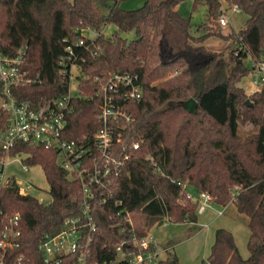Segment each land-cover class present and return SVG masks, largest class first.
I'll return each mask as SVG.
<instances>
[{
  "label": "trees",
  "instance_id": "obj_1",
  "mask_svg": "<svg viewBox=\"0 0 264 264\" xmlns=\"http://www.w3.org/2000/svg\"><path fill=\"white\" fill-rule=\"evenodd\" d=\"M120 1L0 0V52L14 55L26 47L22 70L34 79L13 87L21 101L66 93L69 79L58 65L64 46L76 41L77 27L96 32L91 39L84 37L96 54L85 52L86 61L80 65L85 77L79 96L72 99L68 139H91L99 127L95 75L129 73L142 87L140 100L127 103L134 119L119 130L121 147L144 159L145 165L130 159L118 175H111L110 191L100 187L90 199L96 224L90 260L114 259L115 246L123 241L135 248L134 236H146L152 225L165 219L196 222L198 202L186 191L192 185L222 206L233 203L248 217V256L241 255L232 232L219 227L208 262L264 264V86L248 95L238 85L250 73L247 56L264 60V0H225L247 15L241 28L228 33L216 21L219 0H194V7L201 2L206 6L196 31L176 8L182 0H144L130 9L122 8ZM107 25L116 30L106 37L102 31ZM201 28L204 31L197 32ZM130 31L135 39L121 36ZM211 37L235 44L230 61L205 44ZM244 123L256 130L241 137L238 129ZM133 142L139 143L138 149L129 148ZM17 154L24 156L26 165L42 168L51 201L20 195L11 182L0 189L1 207L5 214H21L19 246L12 252L40 259L43 234L57 232L67 217L79 215L84 196L80 182L69 179L58 164L54 149L19 142L9 151L10 156ZM126 212L144 216L133 234ZM154 248L149 244L145 250ZM156 264L180 263L176 253L167 250Z\"/></svg>",
  "mask_w": 264,
  "mask_h": 264
},
{
  "label": "built area",
  "instance_id": "obj_2",
  "mask_svg": "<svg viewBox=\"0 0 264 264\" xmlns=\"http://www.w3.org/2000/svg\"><path fill=\"white\" fill-rule=\"evenodd\" d=\"M231 7L238 9L235 4ZM216 21L219 26L229 23L226 8H221ZM83 29L96 34L88 26L77 27L74 30L78 34L76 41L64 46L58 65L60 74L69 79V88L58 97L33 102L18 99L13 94V87L34 81L22 70L26 47L19 48L14 55L0 52V189L13 182L20 195H31L30 185L23 187L14 176L5 172L8 158L20 155L10 156L9 151L22 142L54 149L58 164L66 170L69 179L80 182L84 196L80 214L67 217L57 232L44 233L38 245L40 259L32 260L26 259L23 253L17 255L12 252L19 246L21 214L18 211L5 214L0 201V264H31L30 261L34 264H149L159 255L154 238L147 234L133 237L135 248H130L125 241L116 244L114 259L90 260V243L96 230L90 199L100 187L110 191L111 175H118L130 159L145 163L144 159L133 156L121 147L122 133L119 130L121 124H128L134 119L127 109V103L139 101L143 90L136 75L118 71H110L104 77L95 75L93 80L99 82V87L93 95L99 97L95 113L99 127L91 139L86 136L67 138L68 116L73 111L72 99L79 96L80 82L85 77L80 65L86 61L85 52L91 56L96 54V50L84 38L93 37L81 34ZM75 69L77 72L73 73ZM250 73L253 74L252 82L260 90L264 86V60L252 61ZM74 82L76 88L73 90ZM138 147V142L129 146L132 150ZM27 166L22 159V169L26 171ZM102 198L105 201L106 197ZM37 199L45 204L51 201V198L48 201ZM193 199L201 201L200 209L211 201L205 192ZM126 220L130 225L129 232L133 234L134 223L128 212ZM149 244L155 245L154 250H145Z\"/></svg>",
  "mask_w": 264,
  "mask_h": 264
},
{
  "label": "rangeland",
  "instance_id": "obj_3",
  "mask_svg": "<svg viewBox=\"0 0 264 264\" xmlns=\"http://www.w3.org/2000/svg\"><path fill=\"white\" fill-rule=\"evenodd\" d=\"M144 0H121L120 6L122 8L130 9L142 5ZM221 8H226V16L228 17V24L220 25L223 33H228L231 30H238L241 28L247 15L239 9L228 7L225 0H219ZM194 0H182L176 7L178 12L184 16L189 17L191 28L193 31L198 29L206 17V6L203 2L193 6ZM116 30L114 25H107L103 29L104 36H110ZM204 29H199L197 32H203ZM81 34L88 37H95V33L88 30H81ZM121 36L127 40L136 38L134 31L122 32ZM205 44L215 50L221 51L227 61H230V52L234 49L235 44L231 40L223 41L219 38H208ZM252 60L249 56L245 58V64L250 68ZM77 69L73 70V73ZM253 74L249 73L243 76L238 85L242 87L246 94L250 95L259 89V86L252 82ZM73 90L75 82L73 83ZM256 128L251 124H240L239 135L241 137L255 131ZM23 155L16 157H9V163L5 167L7 175L14 176L23 187L31 186L30 193L36 198L43 200H50L48 193L49 184L46 176L39 165L27 166V170L22 169ZM17 158V160H13ZM186 191L193 198L200 197V193L192 185L186 186ZM201 201L198 202L197 222H170L165 219L162 223H156L149 229L151 236L159 243L162 248L168 247L167 250H172L176 253L180 264H210L207 257L210 253L211 245L214 242V233L216 228L223 227L232 232L234 235L236 245L242 256H248L247 240L249 236V229L247 227L248 217L237 212L235 205L229 203L222 206L214 201H209L206 206L200 209ZM135 228L140 227L144 219L143 214L134 213L130 215ZM165 256V251L161 252L158 257L149 264H156L157 260Z\"/></svg>",
  "mask_w": 264,
  "mask_h": 264
},
{
  "label": "crops",
  "instance_id": "obj_4",
  "mask_svg": "<svg viewBox=\"0 0 264 264\" xmlns=\"http://www.w3.org/2000/svg\"><path fill=\"white\" fill-rule=\"evenodd\" d=\"M177 8V7H176ZM197 222V221H196ZM189 223H193V222H189ZM195 223V222H194ZM148 235H150L151 236V234H150V232L148 231ZM155 243H156V246H157V249H158V251H159V254L161 253V252H163V251H165V255H166V251H167V249H168V247H165V248H162L160 245H159V243L157 242V241H155ZM165 257V256H164ZM163 257V258H164ZM161 259V258H160ZM158 261V260H157Z\"/></svg>",
  "mask_w": 264,
  "mask_h": 264
},
{
  "label": "water",
  "instance_id": "obj_5",
  "mask_svg": "<svg viewBox=\"0 0 264 264\" xmlns=\"http://www.w3.org/2000/svg\"><path fill=\"white\" fill-rule=\"evenodd\" d=\"M246 103H247V104H250L249 99H246ZM135 161L138 162V163H140V164L145 165V163H143L142 161H140V160H138V159H135Z\"/></svg>",
  "mask_w": 264,
  "mask_h": 264
}]
</instances>
